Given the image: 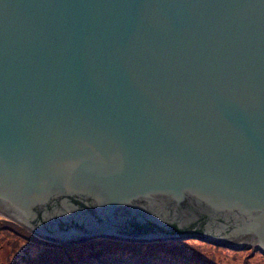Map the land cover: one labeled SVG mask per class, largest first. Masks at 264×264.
<instances>
[{
	"label": "water",
	"instance_id": "water-1",
	"mask_svg": "<svg viewBox=\"0 0 264 264\" xmlns=\"http://www.w3.org/2000/svg\"><path fill=\"white\" fill-rule=\"evenodd\" d=\"M0 208L264 255V0H0Z\"/></svg>",
	"mask_w": 264,
	"mask_h": 264
},
{
	"label": "trees",
	"instance_id": "trees-1",
	"mask_svg": "<svg viewBox=\"0 0 264 264\" xmlns=\"http://www.w3.org/2000/svg\"><path fill=\"white\" fill-rule=\"evenodd\" d=\"M0 264H264V255L250 246L230 249L199 239L55 243L0 218Z\"/></svg>",
	"mask_w": 264,
	"mask_h": 264
},
{
	"label": "rangeland",
	"instance_id": "rangeland-1",
	"mask_svg": "<svg viewBox=\"0 0 264 264\" xmlns=\"http://www.w3.org/2000/svg\"><path fill=\"white\" fill-rule=\"evenodd\" d=\"M4 217V216H3ZM1 215H0V218H3ZM4 219H7V220H10V219H8V218H4ZM10 221H12V222H14L13 220H10ZM14 223H16V222H14ZM16 224H18V223H16ZM19 225V224H18ZM21 226V225H20ZM21 227H23V226H21ZM24 228V227H23ZM26 229V228H25ZM27 230V229H26ZM29 231V230H28ZM30 232V231H29ZM45 240V239H44ZM50 242H52V241H50ZM56 243V242H55ZM150 243H152V242H150ZM246 246H250V247H252V248H254L252 245H249V244H246L245 245V247ZM242 249V248H241ZM255 249V248H254ZM257 250V249H256ZM258 251V250H257ZM261 253V252H260Z\"/></svg>",
	"mask_w": 264,
	"mask_h": 264
},
{
	"label": "bare ground",
	"instance_id": "bare-ground-1",
	"mask_svg": "<svg viewBox=\"0 0 264 264\" xmlns=\"http://www.w3.org/2000/svg\"><path fill=\"white\" fill-rule=\"evenodd\" d=\"M0 215H1L2 217L4 216L3 218H7L5 212H4L3 209H1V208H0ZM246 242H248V243H252V241H249V240L246 241Z\"/></svg>",
	"mask_w": 264,
	"mask_h": 264
}]
</instances>
